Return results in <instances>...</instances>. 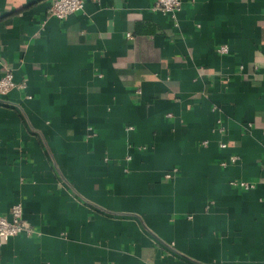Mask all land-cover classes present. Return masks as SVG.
Returning <instances> with one entry per match:
<instances>
[{"label": "crops", "instance_id": "1", "mask_svg": "<svg viewBox=\"0 0 264 264\" xmlns=\"http://www.w3.org/2000/svg\"><path fill=\"white\" fill-rule=\"evenodd\" d=\"M84 1L0 0V264H264V0Z\"/></svg>", "mask_w": 264, "mask_h": 264}, {"label": "built area", "instance_id": "2", "mask_svg": "<svg viewBox=\"0 0 264 264\" xmlns=\"http://www.w3.org/2000/svg\"><path fill=\"white\" fill-rule=\"evenodd\" d=\"M84 5V0H52L51 5L48 8V13L49 15L57 18H65L74 12L81 11L84 8ZM181 6L182 0L153 1V8L164 13L175 12L181 9ZM129 37H132V35L129 34ZM220 50L222 52H227V45H222ZM15 86L16 82L12 72L9 71L0 76V94L8 93ZM223 146H225V144H223ZM232 159L235 160L236 157H232ZM173 174L174 171L168 172L166 173V177H172ZM238 184L246 188L249 187V184L245 182H239ZM10 214L11 217H8L7 215H0V239L8 240L10 237L17 236L19 234H30L32 232L30 224L24 218L23 209L20 204L14 205Z\"/></svg>", "mask_w": 264, "mask_h": 264}]
</instances>
